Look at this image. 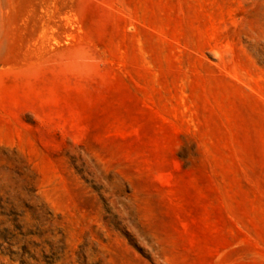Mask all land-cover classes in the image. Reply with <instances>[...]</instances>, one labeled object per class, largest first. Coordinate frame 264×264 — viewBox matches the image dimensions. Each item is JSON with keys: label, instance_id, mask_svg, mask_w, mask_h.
Listing matches in <instances>:
<instances>
[{"label": "rangeland", "instance_id": "374dc122", "mask_svg": "<svg viewBox=\"0 0 264 264\" xmlns=\"http://www.w3.org/2000/svg\"><path fill=\"white\" fill-rule=\"evenodd\" d=\"M0 264H264V0H0Z\"/></svg>", "mask_w": 264, "mask_h": 264}]
</instances>
